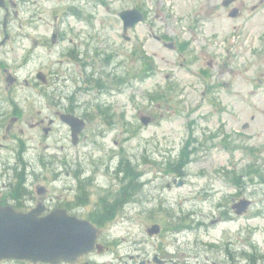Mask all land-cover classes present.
<instances>
[{"label": "rangeland", "instance_id": "1", "mask_svg": "<svg viewBox=\"0 0 264 264\" xmlns=\"http://www.w3.org/2000/svg\"><path fill=\"white\" fill-rule=\"evenodd\" d=\"M11 1L19 15L9 23L14 38L0 50V89L9 86L7 69L20 79L14 91L20 107L43 110L46 97L39 102L35 85H25L41 71L49 93L65 107L74 104L78 114L89 111L96 122L79 147L61 122L49 139L22 125L29 158L63 161L69 154V167L92 176L82 184L91 201L114 199L103 190L119 185H103L114 180L121 161L124 179L134 184L132 204L99 224V250L79 264H139L155 254L169 264H224L227 244L264 250V0H237L236 18L224 0H32L28 8ZM70 7L84 15L71 16ZM129 8L147 15L129 32L130 42L118 15ZM2 23L0 10V40ZM53 33L60 35L54 44ZM142 116L151 118L148 126ZM72 187L75 193V182ZM245 198L252 208L233 217L232 203ZM95 207L90 203L82 215L92 217ZM182 214L190 230L182 231ZM214 219L220 220L211 226ZM154 223L162 230L151 237Z\"/></svg>", "mask_w": 264, "mask_h": 264}, {"label": "flooded vegetation", "instance_id": "2", "mask_svg": "<svg viewBox=\"0 0 264 264\" xmlns=\"http://www.w3.org/2000/svg\"><path fill=\"white\" fill-rule=\"evenodd\" d=\"M31 2L32 0H23L22 4L25 5V8H28ZM7 7L8 10L7 8L5 9V16L10 18L11 13L14 15L16 12L11 10L9 6ZM5 35H8V37L10 36L11 38L13 37L10 32H5ZM53 37H55L56 40L60 35L59 33H55ZM159 41L161 42L162 38H160ZM33 81H35L37 85L42 86L34 88V90L38 91L40 102L43 100L42 96H44V87L49 84V81L48 79L44 82L37 80ZM33 81L31 83H33ZM19 83V79H17L14 84L17 85ZM31 83L28 81L25 82L26 85H30ZM14 91L15 87L0 89V204L4 206H13L15 208L22 206L26 209H31L38 203H53L54 207L62 205L70 206L71 203H81L78 202L76 191L74 193L72 187V182H78V178H75L74 172L67 171L65 173L67 179L71 180V184H63L64 178H62V171L60 172L59 164L57 162L58 157L56 155L46 154V156H50L56 160L48 161L47 167L44 166L43 156L29 158V155L31 154L30 149L28 148L29 141L24 138L26 130L22 127L24 124L28 125L31 130L39 131L43 133L46 139H49L58 134V131L56 130L60 122V115L62 113H67V107L59 106L56 95L53 97L51 95L40 104L43 110L39 108H37V110L25 109L24 107L21 108L16 102ZM36 105L37 104H31L29 107L36 108ZM43 111H49L50 114H43ZM85 121L87 124L80 141H78L79 146L82 145L83 141H88L90 138L89 135H85L87 130H89V124L96 123L90 119H86ZM66 128L70 133L69 139L71 142V131L68 127ZM33 138H35V136H33ZM66 149L68 148L62 146L61 151L65 152ZM66 155V157L69 156V154ZM48 166L51 168H48ZM68 169H70V167ZM96 174L97 173L94 171V176H96ZM86 176H88V174ZM95 179L96 177H94L93 181ZM44 182L46 187H44ZM60 185L67 188V193L59 192L58 187ZM49 186L51 187L49 188ZM103 188L111 189L104 185ZM87 197L88 203H104L96 199V197H94L93 201L90 200L89 196ZM118 201L116 200L115 203H118ZM230 212L233 214V217H235L233 205L230 208ZM221 218L222 216L220 219ZM222 220L224 219L222 218ZM214 222L216 221L213 220L212 223ZM199 223L201 224V227L205 226L204 221H199ZM226 250L228 251L229 249L227 248ZM225 255L227 256V260L224 264H251L249 255L245 251H243L242 257L233 258V253L230 254V252ZM143 261L146 262V264H152L150 260ZM262 262V264H264V257L262 258ZM194 264L212 263L206 259H197ZM219 264H222V262Z\"/></svg>", "mask_w": 264, "mask_h": 264}, {"label": "water", "instance_id": "3", "mask_svg": "<svg viewBox=\"0 0 264 264\" xmlns=\"http://www.w3.org/2000/svg\"><path fill=\"white\" fill-rule=\"evenodd\" d=\"M233 1L227 0L224 5L228 6ZM238 12L235 9L231 16L235 17ZM120 16L125 37L130 28L144 20L138 9L125 10ZM62 120L71 126L76 143L85 126L84 121L70 115H63ZM142 120L145 124L150 122L147 117ZM249 204V201H240L234 206L236 213L242 214ZM45 210L44 205H39L30 212L21 213L12 207L0 206V262L15 259L35 264L75 263L96 249L99 232L89 221L71 216L64 209L43 215ZM159 232L157 225L149 230L150 235Z\"/></svg>", "mask_w": 264, "mask_h": 264}, {"label": "bare ground", "instance_id": "4", "mask_svg": "<svg viewBox=\"0 0 264 264\" xmlns=\"http://www.w3.org/2000/svg\"><path fill=\"white\" fill-rule=\"evenodd\" d=\"M118 203H119V201H118Z\"/></svg>", "mask_w": 264, "mask_h": 264}, {"label": "trees", "instance_id": "5", "mask_svg": "<svg viewBox=\"0 0 264 264\" xmlns=\"http://www.w3.org/2000/svg\"><path fill=\"white\" fill-rule=\"evenodd\" d=\"M141 186V185H140ZM113 212V211H112Z\"/></svg>", "mask_w": 264, "mask_h": 264}]
</instances>
